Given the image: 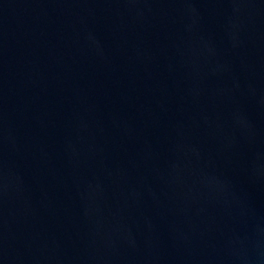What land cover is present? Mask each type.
<instances>
[{
    "label": "water",
    "instance_id": "water-1",
    "mask_svg": "<svg viewBox=\"0 0 264 264\" xmlns=\"http://www.w3.org/2000/svg\"><path fill=\"white\" fill-rule=\"evenodd\" d=\"M0 264H264V0H0Z\"/></svg>",
    "mask_w": 264,
    "mask_h": 264
}]
</instances>
